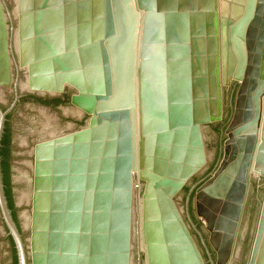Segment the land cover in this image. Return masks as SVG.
<instances>
[{
  "label": "water",
  "instance_id": "1",
  "mask_svg": "<svg viewBox=\"0 0 264 264\" xmlns=\"http://www.w3.org/2000/svg\"><path fill=\"white\" fill-rule=\"evenodd\" d=\"M17 8L16 21V0H0V85L12 82L13 41L22 88L71 87L72 105L89 116L81 130L37 145L33 172L18 173L23 236L0 173V216L19 264H138L140 253L146 264H204L175 199L208 157L207 171L215 163L218 138L205 134L206 152L203 131L223 120L233 84L225 160L197 201L216 215L234 207L236 236L250 180L264 179V0H19ZM22 124L26 140L34 128ZM243 175L236 208L230 196ZM249 226L250 256L237 264H264V198ZM15 253L0 218V264H15Z\"/></svg>",
  "mask_w": 264,
  "mask_h": 264
},
{
  "label": "flooded vegetation",
  "instance_id": "2",
  "mask_svg": "<svg viewBox=\"0 0 264 264\" xmlns=\"http://www.w3.org/2000/svg\"><path fill=\"white\" fill-rule=\"evenodd\" d=\"M7 23L12 37L15 24L12 21ZM11 43L12 82L8 85H0V123L1 113L4 114L0 134V173L3 185L7 181L11 190L12 209L9 199L6 197L4 185L10 216L22 234L18 213L22 207L18 205L16 197L18 195L16 187L20 181L18 173L33 172L37 145L56 136L81 130L87 126L89 116L72 105L71 99L77 92L71 87H66L62 93L35 91L31 90L29 86L22 88L26 71L20 68L13 41ZM238 89V84H233L228 88V100H226V90L224 91L223 120L207 125L203 131L206 152L209 144L205 139V134L209 133L218 138L215 163L207 171L208 157L206 168L193 176L175 199L178 208L180 204L184 207L185 215L182 214V216L202 254L204 264H237L240 262V258L247 253L250 256L255 230L249 226V220L254 214L260 213L264 198V179L251 178L236 236L233 233L234 217L236 216L234 207H223L222 205L216 215L204 202L197 201L198 189L215 177L225 160L226 130L235 112ZM22 122H28L34 128L32 131H28L26 140H23L20 134V129L23 127ZM45 130L54 131V134L41 136ZM241 178L237 180L238 183L234 185L230 196L234 199L236 208L240 205L239 201L245 191V176L243 175ZM214 216L227 218L230 223L227 225L220 223V220L214 219ZM0 218L5 226V233L12 243L13 251L16 252L17 264H19L14 239L5 220L2 216ZM140 254L138 264H146L144 254Z\"/></svg>",
  "mask_w": 264,
  "mask_h": 264
},
{
  "label": "trees",
  "instance_id": "3",
  "mask_svg": "<svg viewBox=\"0 0 264 264\" xmlns=\"http://www.w3.org/2000/svg\"><path fill=\"white\" fill-rule=\"evenodd\" d=\"M4 185H5L6 197L9 199V201H10V207L12 209L13 208V204H12V199H11V190L8 187V182L7 181H5V184ZM15 261H16L15 264H17V256H16V253H15Z\"/></svg>",
  "mask_w": 264,
  "mask_h": 264
},
{
  "label": "bare ground",
  "instance_id": "4",
  "mask_svg": "<svg viewBox=\"0 0 264 264\" xmlns=\"http://www.w3.org/2000/svg\"><path fill=\"white\" fill-rule=\"evenodd\" d=\"M18 3H19V0H16V16H18V14H17V12H18V8H17ZM17 30H18V29H17Z\"/></svg>",
  "mask_w": 264,
  "mask_h": 264
},
{
  "label": "crops",
  "instance_id": "5",
  "mask_svg": "<svg viewBox=\"0 0 264 264\" xmlns=\"http://www.w3.org/2000/svg\"><path fill=\"white\" fill-rule=\"evenodd\" d=\"M204 0H202V2H203ZM199 2H200V0H197V3H198V5H199Z\"/></svg>",
  "mask_w": 264,
  "mask_h": 264
},
{
  "label": "rangeland",
  "instance_id": "6",
  "mask_svg": "<svg viewBox=\"0 0 264 264\" xmlns=\"http://www.w3.org/2000/svg\"><path fill=\"white\" fill-rule=\"evenodd\" d=\"M17 14H19V12H17ZM17 17H18V16H16V21H17V19H18Z\"/></svg>",
  "mask_w": 264,
  "mask_h": 264
}]
</instances>
